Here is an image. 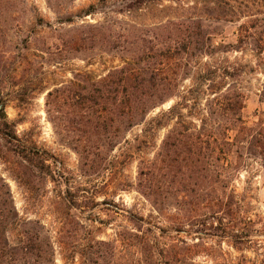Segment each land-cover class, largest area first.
Here are the masks:
<instances>
[{
  "label": "rangeland",
  "instance_id": "374dc122",
  "mask_svg": "<svg viewBox=\"0 0 264 264\" xmlns=\"http://www.w3.org/2000/svg\"><path fill=\"white\" fill-rule=\"evenodd\" d=\"M22 1L23 5L15 6L11 15L0 16L1 22L5 21L0 33L2 239L6 238L9 244L15 242L13 218L17 213L29 227L40 225L44 234L51 237L56 249L55 264H62L56 240L60 231L69 237L114 243V264H146L134 244L121 241L131 230L127 218L133 216L156 226V234L163 229L165 236H175L186 245L196 244L188 264H264V163L258 156L242 151L238 157L233 148L229 167L226 165L220 178L210 179L204 174L197 184L193 180H176L167 188L159 201L170 216L183 221L181 232L177 233L172 219L159 214L136 189L138 161L152 158L166 129L155 130L152 140L140 149L137 139L145 124L122 134L116 144L109 145L103 138L101 148H90L87 164L80 166L82 161L67 144L65 133L57 134L48 120L44 99L46 88L72 80L77 72L102 75L118 63L115 54L101 49L65 51L60 38H66L79 25L102 22L105 16L138 25L191 17L202 21L216 43L231 44L237 26L248 18H258L259 30L264 32V1L138 0L132 2L130 13L115 12L119 0H58L53 6H48L46 0L17 3ZM90 6L94 13H85ZM16 24L30 40L16 33ZM216 58L240 69L239 86L245 95L241 116L252 126L264 118V103L260 101L264 50L260 55L241 47ZM32 84L36 88L40 84L44 90L30 93ZM174 102L170 100L155 108L146 119L166 111ZM25 141L39 154L44 153L48 166L32 173L28 184L16 173L18 164L23 162L20 155L24 154L21 149ZM25 155L36 162L35 156ZM185 184L192 192H187L182 200L181 187ZM220 197L230 203L223 207ZM211 203L214 206L208 208ZM196 209L198 214L209 215L193 216ZM234 235L243 243L233 245ZM165 239L169 242L165 237L161 241Z\"/></svg>",
  "mask_w": 264,
  "mask_h": 264
},
{
  "label": "trees",
  "instance_id": "16d2710c",
  "mask_svg": "<svg viewBox=\"0 0 264 264\" xmlns=\"http://www.w3.org/2000/svg\"><path fill=\"white\" fill-rule=\"evenodd\" d=\"M57 1L46 3L53 6ZM135 1L138 0H119L115 12L130 13ZM17 2L0 0V16L11 15L15 6L24 3ZM92 9L90 6L85 13H94ZM257 22L258 18H248L240 23L234 42L222 44L215 42L198 18L138 25L105 16L102 22L79 25L66 38H60L62 47L80 53L101 49L115 54L118 63L102 75L77 72L72 80L45 90L40 84L37 88L32 84L30 93L36 89L45 91L46 116L57 134L65 133L67 144L82 161L80 166L87 164L90 148H101L103 138L113 145L122 134L145 124L137 139L140 149L152 140L155 130L166 129L152 158L139 159L136 189L159 214L172 219L174 230L180 233L183 221L170 216L159 201L176 180L180 183L193 180L197 184L204 174L206 178H220L233 148L238 157L243 151L258 156L264 163V118L252 126L245 123L241 116L245 95L239 86L240 69L216 58L222 52L241 47L261 55L264 32ZM2 23L5 21L0 20V33ZM13 29L30 40L18 24ZM170 100L175 102L166 111L146 119L151 111ZM260 101L264 103V80ZM94 136L95 140H91ZM21 150L24 163L18 164L16 173L28 184L32 173L48 166L44 153L39 154L26 141L22 142ZM26 153L35 156L36 164L27 159ZM181 191V199L185 200L192 189L185 184ZM218 199L223 207L230 203L228 199ZM198 211L194 210L193 216L209 215ZM127 219L131 230L121 241L134 244L146 264H188L194 256L196 244L186 245L175 236H165L163 229L156 234V226L142 217ZM13 223L15 242L9 244L0 236V264H55V246L42 226L29 227L17 213ZM59 233L56 240L62 264H114V243ZM162 237L169 242L161 241ZM233 237V245L243 243L237 240V235Z\"/></svg>",
  "mask_w": 264,
  "mask_h": 264
}]
</instances>
